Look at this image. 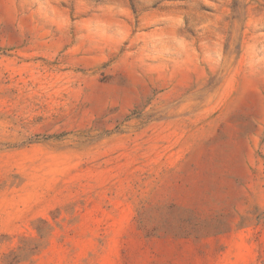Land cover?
I'll return each instance as SVG.
<instances>
[{
	"label": "rangeland",
	"instance_id": "rangeland-1",
	"mask_svg": "<svg viewBox=\"0 0 264 264\" xmlns=\"http://www.w3.org/2000/svg\"><path fill=\"white\" fill-rule=\"evenodd\" d=\"M0 264H264V0H0Z\"/></svg>",
	"mask_w": 264,
	"mask_h": 264
}]
</instances>
